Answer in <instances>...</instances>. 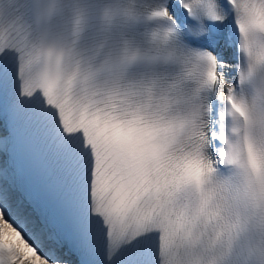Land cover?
Wrapping results in <instances>:
<instances>
[{
    "label": "snow or ice",
    "instance_id": "1",
    "mask_svg": "<svg viewBox=\"0 0 264 264\" xmlns=\"http://www.w3.org/2000/svg\"><path fill=\"white\" fill-rule=\"evenodd\" d=\"M0 264H264V0H0Z\"/></svg>",
    "mask_w": 264,
    "mask_h": 264
}]
</instances>
